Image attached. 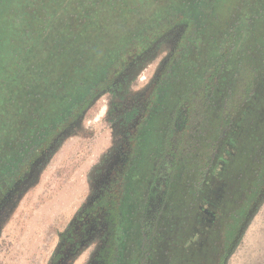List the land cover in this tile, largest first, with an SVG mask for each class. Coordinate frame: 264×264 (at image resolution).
Segmentation results:
<instances>
[{
	"label": "trees",
	"instance_id": "1",
	"mask_svg": "<svg viewBox=\"0 0 264 264\" xmlns=\"http://www.w3.org/2000/svg\"><path fill=\"white\" fill-rule=\"evenodd\" d=\"M82 2L76 0L73 6L69 0H0V32L4 33L0 38V79L20 71L19 64L23 60L24 71H29V51L25 44L28 38L36 39L30 48L32 56L35 50V55L47 62L42 69L34 64V57L30 58L31 61L33 58L30 71L33 76L30 80L33 87L32 158H37L39 148L49 146L131 62L173 28L182 26L184 31L173 60L150 98V109L168 108L176 112L184 104L192 107L196 102L203 104V140L206 142L200 200L207 202L212 197L208 196L209 190H215L211 184L218 182L215 188L222 186L224 204L229 207L228 211L221 208L219 224L223 227L218 224L220 229L214 233L220 241L214 253L219 254L218 264H221L247 211L264 186V0H84L86 5ZM114 2L120 9L118 16L122 13L130 22L136 20L129 26L123 44L112 42L114 35L107 36V31L102 30L98 37L91 35V25L98 30L105 25L102 21L95 22L92 14L97 16L103 5L114 6ZM146 4L155 5L156 14L142 21L141 12L148 9ZM132 15L133 18H128ZM74 16L77 21L84 20L83 25H74L71 18ZM42 33L46 38L53 37L52 42L45 45V52L37 44ZM89 42L94 44L93 48ZM61 47L65 49L63 53ZM61 60L62 68H56L54 65ZM79 60L86 68L91 67L89 75L65 77L67 69ZM209 80H212L210 84ZM20 83L24 93L25 76ZM5 87L0 81L1 90ZM41 88L48 90L46 97L42 96ZM218 101V109L213 113L214 102ZM240 163L251 169L249 176L240 170ZM152 183L150 186L145 183L144 192L149 193ZM171 187L172 183L152 224H146L144 215L139 214L141 220L131 230L130 212L127 215L124 212L129 206L126 195L116 198L115 222L107 248L108 264L209 263L205 250L201 254L195 252L198 248L193 244L197 240L195 236L185 241L190 231L184 222L191 210H186V206L190 203L192 206V202L186 198L179 209L172 210ZM146 199L147 195L141 198L144 206Z\"/></svg>",
	"mask_w": 264,
	"mask_h": 264
},
{
	"label": "rangeland",
	"instance_id": "2",
	"mask_svg": "<svg viewBox=\"0 0 264 264\" xmlns=\"http://www.w3.org/2000/svg\"><path fill=\"white\" fill-rule=\"evenodd\" d=\"M82 1L81 4L86 5L84 0ZM69 2L76 6V0H69ZM112 4L114 6L110 3L103 5L105 7H102L97 16L92 14L95 22H105L106 26L102 24L101 30H98L95 25H91V35L98 37L102 30L107 31L105 33L107 36L114 35L112 42L123 44L129 34V26L136 20L130 22L122 13L118 16L119 6L116 2ZM146 6L148 9L141 12L142 21L150 20L156 14L155 5H153L155 9L149 7V4ZM42 18L45 19L44 16ZM71 18L74 19V25H83L85 22L84 20L77 21L75 16ZM128 18H133V15ZM36 25H38L37 22ZM71 31L76 33L73 27ZM180 33L181 28L175 27L162 36L147 52L138 57L132 66L117 77L111 88L97 95L81 114L77 124L58 140L52 151L34 169L29 181L18 189L12 219L2 231L3 236L8 237L0 241V264H49L52 261L60 248L61 238L63 240L66 238L72 220L86 207L98 192L99 183L108 176L109 170L122 149L124 135L132 131L138 121L152 84L176 48ZM3 34L0 32V38ZM44 35L45 33H42L37 41L38 47L43 52L46 49L45 45L51 43L53 38L47 36V39ZM29 40H31L30 46L32 47L36 39L29 38ZM27 43L26 39V46ZM89 44H92V48L94 47L92 42ZM60 50L63 53L65 49L61 47ZM35 54L36 51L33 50L32 56L30 49L27 62L34 57V64H39L42 69L46 68V60H42ZM24 56L23 54V59ZM80 60L67 69L65 77L76 78V76L87 77L89 75L92 71L91 67L86 68L85 63ZM54 66L62 68V60L56 62ZM19 67L20 71L15 75H4L0 79L6 85L5 89L1 90V114L5 115L4 123L9 120L6 110L8 109L7 113L12 110L13 103L8 105L12 98L11 93L17 98L14 105H22L24 93L20 82L24 76L28 80L33 77L31 72L24 71V60ZM44 78L47 79V76ZM211 81L209 80L208 84ZM44 83L43 86L46 85L45 81ZM28 89L31 91L30 111L32 112L33 87L29 86ZM41 91L42 96L46 97L48 90L41 88ZM216 99L219 100V98ZM2 106H5V111ZM218 106L219 101L214 102L213 113L216 112ZM169 117L168 108L161 110L150 125V135L157 136L159 123L167 121ZM191 121L192 127L189 128L181 149L176 153L172 172L169 171L170 164L167 161L162 165H157L159 154L164 148L162 140L155 138L149 145L143 146L141 155L131 173L132 179H130L128 191H126V201L129 206L125 207L124 212L126 215L130 212L129 217L127 216L130 230L135 223L141 220L138 217L139 214L144 215L146 224H152L164 199V192H167L171 183L172 187L169 191L172 210L179 209L181 202H184L186 198H190L192 202V206L190 203L186 206V210L196 208L198 201H201L203 179L200 176L203 171V147L206 142L203 140L202 103L196 102L191 111ZM3 127H5V134L9 132L8 129H11L12 125L10 124L9 127L4 125L1 128ZM155 168L160 170L158 177H156L157 174H152ZM239 168L247 176L251 173V169L248 165L246 167L245 163H240ZM151 176L153 180H150ZM151 181L153 183L144 206L141 201V198L146 195L143 186L145 183L150 186ZM135 186L138 189L134 190ZM224 209L228 211L229 207L224 204L222 210ZM134 214L137 216L135 217ZM106 232L103 230L94 235L76 249L71 251L64 249L62 264H92L106 244V238H108ZM221 264H264V193L256 202L253 213L237 234L233 244L231 242Z\"/></svg>",
	"mask_w": 264,
	"mask_h": 264
},
{
	"label": "flooded vegetation",
	"instance_id": "3",
	"mask_svg": "<svg viewBox=\"0 0 264 264\" xmlns=\"http://www.w3.org/2000/svg\"><path fill=\"white\" fill-rule=\"evenodd\" d=\"M180 28L181 33L178 42L184 31L182 26H180ZM27 41V49L29 51L31 48V40L28 38ZM175 50L176 48L173 50L158 77L153 82L143 111L134 125L133 130L124 135L122 149L112 168L109 170L108 176L99 183L98 192L92 197L86 207L74 217L65 240L61 238L60 248L49 264H62L64 249L66 251L76 249L103 230L107 231L106 236L108 238H106V244L102 252L98 254L96 260H94L92 264H108L109 257L107 248L115 222L113 212L117 209V206L113 207V204L115 205V203H118V200H116L117 197L126 195V186L129 180L132 179L130 176L135 163L141 155L143 146L149 145L155 138L159 141L162 140L161 143L164 145V148L161 154H159L160 158L157 165H162L167 161L170 164L169 171H172V167L175 165L176 153L181 149L187 132L189 128L192 127L191 111L194 107L184 104L179 107L176 112L170 109V117L167 121L159 123L160 126L157 127V130L159 129V134L153 137L150 135V125H152L155 117H157V114L161 111H151L150 98L156 90L160 79L163 77L167 66L172 62ZM136 60L138 59L131 62L125 70L132 66ZM27 65L29 69L28 73H30L31 60L27 62ZM122 73L123 72L119 73V75L114 78L113 83ZM29 86L30 80L27 79L24 89V102L22 105L15 104L17 107L14 105V103H16V97L11 93L12 98L8 105L13 104L11 112L7 113L8 109L6 110V114L9 116L7 123L3 121L5 115L3 112V114H1L0 104V241H4L7 239L6 237H8L3 236L2 231L12 219L18 189L29 181L33 169H36L38 166V164H35L37 159L42 156H44V158L47 157L52 151V149L49 150V147L53 142L47 147L42 145L35 155L37 158H32V144L30 142V119L32 112L30 111L31 91L28 89ZM111 86L108 88H111ZM2 108L4 109L5 106H2ZM10 124L12 125L11 129H8L9 132L4 134L5 127H1L4 125H8L9 127ZM221 164L223 165L224 163L221 162ZM157 169L155 168L152 170V174H157L156 177L160 174V170L158 171ZM217 183L214 182L211 184L215 190L210 189L208 196L212 197L209 198L207 202L201 200L196 208H191L192 211L190 210L184 222L185 228L190 231L187 233L188 235L185 236V241L195 236L197 240L193 244L198 246L195 252L201 254V252L205 250V252L209 254L210 261L208 264H218L219 254L214 253V247L218 246L220 241L219 236H215L214 233L223 227L222 224H219L222 213L220 211L226 201L222 186H220V188H215V184ZM164 193L166 194V192ZM148 194L149 193H146L147 196H149ZM218 224L220 228H217Z\"/></svg>",
	"mask_w": 264,
	"mask_h": 264
},
{
	"label": "water",
	"instance_id": "4",
	"mask_svg": "<svg viewBox=\"0 0 264 264\" xmlns=\"http://www.w3.org/2000/svg\"><path fill=\"white\" fill-rule=\"evenodd\" d=\"M80 117H81V115H80L78 118H76V120H74V121H73V122H72V123H71V124L65 129V130H63V131L60 132V134L57 136V138L53 141L52 145L49 147V150L53 149V147H54L55 144L58 142V140H59L62 136H64L67 132H69V130L72 129V128L77 124V122L79 121ZM43 159H44V156L38 158L35 164H39ZM33 171H34V169H33ZM33 171H32V173H33ZM263 193H264V187H263L262 190L259 192L257 198L255 199V202L251 205L250 209L247 211V213H246V215H245V217H244V219H243V221H242L240 227H239L238 230H237V234L240 233V231H241L243 225L245 224V222L248 220V218H249V217L251 216V214L253 213V211H254V209H255V204H256V202H257L258 200L261 199V197L263 196ZM237 234H236V236H237ZM236 236H235L234 239L232 240V244H233V242H234Z\"/></svg>",
	"mask_w": 264,
	"mask_h": 264
}]
</instances>
